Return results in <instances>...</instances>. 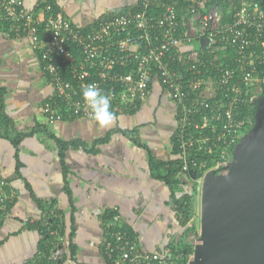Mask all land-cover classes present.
Masks as SVG:
<instances>
[{
    "label": "built area",
    "instance_id": "1",
    "mask_svg": "<svg viewBox=\"0 0 264 264\" xmlns=\"http://www.w3.org/2000/svg\"><path fill=\"white\" fill-rule=\"evenodd\" d=\"M134 6L135 11H108L83 31L64 15H54L48 1L38 12H29L20 0H0V21H8L16 36L29 34L40 55L54 88L41 108L48 123L65 117L91 120L82 97V90L91 83L107 94L111 107L119 111L145 102L155 79L165 87L176 107L174 138L183 160L179 175L204 168L193 153L204 150L214 160L196 179L198 202L204 173L210 169L225 173L242 137L241 128L247 122L253 126L250 119H239V114L255 101L264 84V0L260 4L254 0H137ZM155 6L161 8L160 13L152 11ZM258 43L260 51L254 48ZM72 45L78 49V61ZM64 67H68L71 80L63 77ZM182 67L191 74L187 79ZM5 186L0 178L3 211L11 200ZM194 230L186 241L192 247L200 242L199 230ZM104 231L101 253L113 264H180L182 259L183 253L172 248L177 241L171 240L159 250H146L140 239L123 228L117 214ZM62 245L59 234L49 259L61 260Z\"/></svg>",
    "mask_w": 264,
    "mask_h": 264
},
{
    "label": "crops",
    "instance_id": "2",
    "mask_svg": "<svg viewBox=\"0 0 264 264\" xmlns=\"http://www.w3.org/2000/svg\"><path fill=\"white\" fill-rule=\"evenodd\" d=\"M20 1L29 12H38L44 1L55 4L81 28L91 27L108 11L129 9L137 2ZM31 44L29 34L10 36L0 29V94L10 122L7 131L0 124V178L11 198L0 211V264L30 261L41 238L32 224L55 210L65 230L63 236L60 233L63 258L58 264H106L100 243L111 220L106 218L109 211L119 215L125 230L148 251L178 241L183 227L172 194L179 196L190 185L187 174L178 175L179 182L171 187L152 175L163 168L150 166L152 159L174 158L176 107L165 89L155 79L145 102L131 112L114 111L116 119L105 128L83 117L48 123L41 108L54 88ZM125 131H131L133 139ZM20 133L24 135L15 147L10 138ZM105 136V142L94 144ZM71 232L75 260L68 247Z\"/></svg>",
    "mask_w": 264,
    "mask_h": 264
},
{
    "label": "water",
    "instance_id": "3",
    "mask_svg": "<svg viewBox=\"0 0 264 264\" xmlns=\"http://www.w3.org/2000/svg\"><path fill=\"white\" fill-rule=\"evenodd\" d=\"M225 173L210 169L200 190V242L187 264H264V98ZM189 176L197 179L190 169Z\"/></svg>",
    "mask_w": 264,
    "mask_h": 264
},
{
    "label": "trees",
    "instance_id": "4",
    "mask_svg": "<svg viewBox=\"0 0 264 264\" xmlns=\"http://www.w3.org/2000/svg\"><path fill=\"white\" fill-rule=\"evenodd\" d=\"M160 1L168 2L169 0H160ZM254 1L257 2V4H260L262 2V0H254ZM179 3L182 6H184V4L182 2H179ZM205 4L208 6V2H206ZM127 10L128 9L126 8V9H120L119 11L125 12ZM131 10L135 11V10H137V7L136 6L131 7ZM152 11L155 12V14H157V12L160 13L161 8L159 6H157V7L155 6V8L152 9ZM52 12L54 15H63L61 13L60 9L55 6V4H53ZM97 20H96V22H97ZM90 28L91 27H85V28H81V29L83 31H86ZM0 29H2L6 34H8L10 36H15V32L10 30L8 21H0ZM20 34H22V32ZM254 48H257V51L261 50L259 43H258V45H255ZM71 49H73V54L75 55V58L78 61L80 59V56L78 55V49L74 45H72ZM199 49H200V52L203 51L202 48L199 47ZM228 53L231 54L232 52L228 51ZM202 55L204 56V58L207 57V55L205 56V54H202ZM234 55H235V53H232L231 56H234ZM205 66L207 68H210V66L207 64H205ZM173 67L175 68L174 63H173ZM200 67L202 68V66H200ZM42 68H43V66H42ZM119 70L125 71L126 69L119 68ZM211 70H212V72L215 71L214 69H211ZM181 71H182L185 79H187L189 76H191L190 72L187 71L185 67H182ZM62 75L65 79L71 80V76L69 74L68 67H66V68L64 67V69L62 70ZM46 76H47V74H46ZM0 93H1V89H0ZM149 93H150V91H149ZM261 95H264V84L260 87L259 93L257 94V97H260ZM3 100H4V98H3L2 94H0V124H2L4 126V130L7 131L8 129L6 127H9L10 122H9L7 115L4 112V101ZM254 103H255V101H253V103L247 104L242 109V112L239 114V119H245L246 121L248 119H250L251 123H254V115H255ZM138 105H140V103H137V106ZM111 110L113 112L119 111V110H116V108L113 109L112 107H111ZM131 111H134V109L124 110V112H131ZM248 123L249 122L245 123L244 124L245 127L241 128L242 129L241 135L244 134L248 130V128H250V125ZM125 134L129 137H132L131 131H125ZM23 135L24 134L20 133V134L14 136L13 138H10V140L12 141V143L15 147L18 145V143L20 142V139L23 137ZM5 136H7V135H5ZM107 139H108V136H105L104 138H101V139H97V140H95L94 144L103 143ZM132 139H133V137H132ZM172 141H173L172 153L174 155V158L169 159L167 161H163V162L162 161H155L152 159L151 165H150L151 169H153V170H158L161 167L163 168V170L161 172L157 171L156 173H153L152 175L158 179H161L162 181H164L167 185H169L171 187L175 183L179 182V180L177 179V176L179 175V172L181 170V165L183 163V160L180 156V151H179L177 144L175 142V138H173ZM137 143H138V141H137ZM193 154H194L195 158L197 159L198 163H203L205 165L203 169H208V168L213 166L214 160H212V155L206 154L204 150L193 153ZM60 156H61V158L63 157V152H60ZM194 169L196 170L198 176H200L203 173V171H202L203 169H201L199 167H195ZM187 177H188L190 185H188L186 187L185 191H183L179 196H176V194L173 193L172 199H173V203H174V208H175L177 215L179 217L180 224L182 225V227H185L186 230H188V229L192 230V229H195L194 223L187 226V222L191 219L190 217L192 215L194 196H196V182L188 174H187ZM4 188H5V190L8 189V188H6V186ZM46 211L49 212L50 209H46ZM50 212H52V211H50ZM57 212L58 211L55 210L54 212H52L51 216H49L50 218L48 216L42 217L40 220L35 221V225L32 224V226L37 227L38 230L40 231L41 238H40L38 245H37L36 255L30 261L26 262L25 264H58V262L52 261L51 259H49L51 250L54 247V245L56 244L57 235H59L61 233L63 236V234L65 233V230L60 228V225L58 224V218L56 217ZM112 215H113V213L111 211H109L106 215V218L111 219ZM122 226H123V224H122ZM71 228H72V226H71ZM125 228H126V226H125ZM111 229H113V228L111 227ZM55 232L57 234H55ZM72 233L73 232L69 233V236H68V247H69L71 259L75 260L74 254H75L76 246H75V243L73 242V239H72ZM182 234H184V233H182ZM1 243H2V241H0V245H1ZM172 248H173V251L175 253H181V254L183 253L182 259L180 260V264H186L187 256L191 255L193 253L192 245L188 244V243H184L182 241V236H181V238L178 239L176 244H173ZM100 251H101V248H100ZM62 258H61V260H62ZM104 260H105L106 264H113V262L110 261L106 257H104ZM77 264H79V263H77Z\"/></svg>",
    "mask_w": 264,
    "mask_h": 264
},
{
    "label": "clouds",
    "instance_id": "5",
    "mask_svg": "<svg viewBox=\"0 0 264 264\" xmlns=\"http://www.w3.org/2000/svg\"><path fill=\"white\" fill-rule=\"evenodd\" d=\"M82 97L85 103L87 104L88 108L90 109L91 120H93L98 127L105 128L114 122L116 116L115 113L111 110L110 97L107 94H105L100 88H98L95 83L89 84L87 87H85L82 90ZM200 176H198L197 174V177ZM194 200H195V196H194ZM199 201H200V197H199Z\"/></svg>",
    "mask_w": 264,
    "mask_h": 264
},
{
    "label": "rangeland",
    "instance_id": "6",
    "mask_svg": "<svg viewBox=\"0 0 264 264\" xmlns=\"http://www.w3.org/2000/svg\"><path fill=\"white\" fill-rule=\"evenodd\" d=\"M262 98H264V95H261L260 96V99H262ZM250 129H251V125H250V128H248V130L244 134H242V136H244ZM199 213H200V201L197 202V201L194 200V202H193L192 215L190 217L191 219L194 220L193 223H194V225L196 226V229H197V230H194V232H198V230H199V224H200ZM191 232H192V230H190V229L186 230L185 227L182 228V233H184V234H181V236H182V241L184 243H187L186 241H189L188 234H191ZM181 236H180V238H181ZM189 258L192 259L193 258V255L191 257H189Z\"/></svg>",
    "mask_w": 264,
    "mask_h": 264
},
{
    "label": "bare ground",
    "instance_id": "7",
    "mask_svg": "<svg viewBox=\"0 0 264 264\" xmlns=\"http://www.w3.org/2000/svg\"><path fill=\"white\" fill-rule=\"evenodd\" d=\"M154 156V155H153Z\"/></svg>",
    "mask_w": 264,
    "mask_h": 264
}]
</instances>
